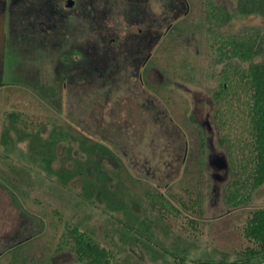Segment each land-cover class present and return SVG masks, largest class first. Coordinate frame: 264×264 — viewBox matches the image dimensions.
Returning a JSON list of instances; mask_svg holds the SVG:
<instances>
[{
  "label": "rangeland",
  "instance_id": "obj_1",
  "mask_svg": "<svg viewBox=\"0 0 264 264\" xmlns=\"http://www.w3.org/2000/svg\"><path fill=\"white\" fill-rule=\"evenodd\" d=\"M68 1L0 0V264H81L63 243L75 227L131 264H178L175 248L185 264L246 262L264 186L251 189L249 89L223 92L216 37L264 30V18L236 15V0H214L234 14L222 26L209 0ZM54 130L70 140L47 164L33 140ZM79 140L115 154L96 161L139 242L103 194L84 198L96 169ZM80 163L87 174L70 178Z\"/></svg>",
  "mask_w": 264,
  "mask_h": 264
},
{
  "label": "trees",
  "instance_id": "obj_2",
  "mask_svg": "<svg viewBox=\"0 0 264 264\" xmlns=\"http://www.w3.org/2000/svg\"><path fill=\"white\" fill-rule=\"evenodd\" d=\"M210 6L207 9L208 19L214 18L219 26L232 21L234 14L225 6H217L214 0H209ZM235 14L240 16L258 15L264 18V0H236ZM217 44V64L224 66L223 92L243 84L249 89L250 106L249 114L250 126L254 134V149L256 152L255 170L252 174L251 189L256 190L264 186V30L261 28H247L238 34L218 35ZM20 117L12 114L10 120L17 122ZM70 140V136L62 130H54L51 134V140L43 142L38 133L33 140V145H39L38 155L50 164L54 156V146L61 141ZM77 140V139H76ZM78 141V140H77ZM80 146L84 152L88 153L89 158L86 163L88 166L94 165L96 176L89 178L87 171L83 170L84 163H80V169L72 173L74 175L87 174L85 176L86 184L84 189V198L91 201L94 196L101 195L105 197L107 205L112 211H123L127 216L124 221L119 220L123 226V236L125 232L131 234V242H139L140 239L136 233L145 238V233L140 230L142 225H136L135 216L130 212L129 206L123 197L111 189V178L104 176L100 169L96 156L105 152L108 156L114 157L115 154L102 144H86V140H79ZM100 150V151H99ZM102 157V156H101ZM82 168V169H81ZM69 174V172H67ZM66 178V172L61 177ZM239 195L229 198V201L235 203ZM69 237L63 240L67 244L69 238L73 240V252L77 255V260L81 264H131L130 261H123L111 252L102 248L95 235L89 231H83L80 227H75L69 234ZM246 237L253 243L245 249V261L240 264L248 263L251 258L264 260V208L254 212L247 229ZM18 249V248H17ZM16 249V251H17ZM169 255L178 264H185L187 256H180L181 252L186 254V250L179 249L166 250ZM18 260V256H15ZM242 259V261H244ZM250 262V261H249ZM214 261L202 262V264H214ZM36 264V263H35Z\"/></svg>",
  "mask_w": 264,
  "mask_h": 264
},
{
  "label": "water",
  "instance_id": "obj_3",
  "mask_svg": "<svg viewBox=\"0 0 264 264\" xmlns=\"http://www.w3.org/2000/svg\"><path fill=\"white\" fill-rule=\"evenodd\" d=\"M68 6H69V7H72V6H73V1H72V0H69V1H68ZM223 168H226V166L223 165Z\"/></svg>",
  "mask_w": 264,
  "mask_h": 264
},
{
  "label": "crops",
  "instance_id": "obj_4",
  "mask_svg": "<svg viewBox=\"0 0 264 264\" xmlns=\"http://www.w3.org/2000/svg\"><path fill=\"white\" fill-rule=\"evenodd\" d=\"M224 263H225V262H224ZM224 263H222V262H219V263H216V264H224ZM200 264H202V262H201ZM225 264H227V263H225Z\"/></svg>",
  "mask_w": 264,
  "mask_h": 264
}]
</instances>
